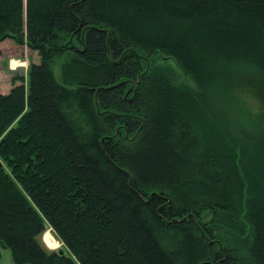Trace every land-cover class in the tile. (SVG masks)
Wrapping results in <instances>:
<instances>
[{"label":"trees","instance_id":"trees-1","mask_svg":"<svg viewBox=\"0 0 264 264\" xmlns=\"http://www.w3.org/2000/svg\"><path fill=\"white\" fill-rule=\"evenodd\" d=\"M8 38L40 57L0 91L14 264H264V127L220 90L264 79V0H0Z\"/></svg>","mask_w":264,"mask_h":264},{"label":"rangeland","instance_id":"rangeland-1","mask_svg":"<svg viewBox=\"0 0 264 264\" xmlns=\"http://www.w3.org/2000/svg\"><path fill=\"white\" fill-rule=\"evenodd\" d=\"M12 40L13 39H6L1 48L4 51L0 50V86L2 88H4L5 85L11 84L13 87L17 76L27 75L31 62L40 61L37 52L27 49L24 45H19V52L13 53V48L17 49V46L15 47V44L13 43L15 41ZM156 58L157 64L170 73L175 83L190 90L197 89V85L193 78L185 72L176 60L162 55L157 56ZM54 69L57 79L62 81L61 60H58L55 63ZM19 83L20 82H16V84ZM220 90L227 98L231 97L230 99L234 102L235 106L232 108L233 113H235L233 123L239 135H245V133L253 135L256 134L260 128L264 127V79L262 77L248 76L236 86L221 88ZM223 99L225 100L224 96ZM47 235L50 236L48 239L54 237L58 242L59 247H49L46 244ZM41 241L50 250L63 249V244L56 237L51 228H48L41 236ZM55 245H57V243ZM0 248L2 251L0 264H14L10 250L3 246H0Z\"/></svg>","mask_w":264,"mask_h":264},{"label":"crops","instance_id":"crops-1","mask_svg":"<svg viewBox=\"0 0 264 264\" xmlns=\"http://www.w3.org/2000/svg\"><path fill=\"white\" fill-rule=\"evenodd\" d=\"M8 39H10V38H8ZM11 40V39H10ZM13 41V40H12ZM14 44H15V47L17 48V49H14L13 48V50H12V52L14 53V52H19V45H16V43L15 42H13ZM3 44H4V41L0 44L1 45V47H0V50H2V51H4L3 49H1L2 48V46H3ZM27 49H29L28 48V46L27 45H24ZM30 50V49H29ZM35 62V61H34ZM11 88H12V84L11 85H5V87L4 88H2L1 86H0V91L2 92V93H8L10 90H11Z\"/></svg>","mask_w":264,"mask_h":264},{"label":"water","instance_id":"water-1","mask_svg":"<svg viewBox=\"0 0 264 264\" xmlns=\"http://www.w3.org/2000/svg\"><path fill=\"white\" fill-rule=\"evenodd\" d=\"M59 253H60L61 255L65 254L64 249L60 248V249H59Z\"/></svg>","mask_w":264,"mask_h":264}]
</instances>
